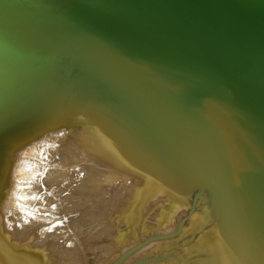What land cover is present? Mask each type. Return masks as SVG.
<instances>
[{"label": "water", "instance_id": "water-1", "mask_svg": "<svg viewBox=\"0 0 264 264\" xmlns=\"http://www.w3.org/2000/svg\"><path fill=\"white\" fill-rule=\"evenodd\" d=\"M63 131L164 201L147 240L264 264V0H0V195Z\"/></svg>", "mask_w": 264, "mask_h": 264}, {"label": "bare ground", "instance_id": "bare-ground-1", "mask_svg": "<svg viewBox=\"0 0 264 264\" xmlns=\"http://www.w3.org/2000/svg\"><path fill=\"white\" fill-rule=\"evenodd\" d=\"M11 160L0 195V264H79V251L85 264H193L201 258L195 246L177 245L191 234L187 222L177 236L146 239L172 230L173 213L162 199L147 198L143 181L89 157L77 133L40 136L16 148ZM60 230L70 246H57L64 240Z\"/></svg>", "mask_w": 264, "mask_h": 264}, {"label": "rangeland", "instance_id": "rangeland-1", "mask_svg": "<svg viewBox=\"0 0 264 264\" xmlns=\"http://www.w3.org/2000/svg\"><path fill=\"white\" fill-rule=\"evenodd\" d=\"M166 209V208H165ZM168 212V211H167ZM81 221H83V220H81ZM84 223H86L85 221H83ZM61 231V230H60ZM61 232H62V234H61ZM60 232V234L62 235V237L64 238V240L62 241V243L60 242V243H57V246H58V244H59V246L58 247H61V244L63 245V246H70V244H72V242L70 243L69 241H68V239L69 238H67L68 236H65L66 235V233H65V230L64 231H61ZM65 236V237H64ZM62 238V239H63ZM67 238V239H66ZM66 239V240H65ZM73 240V239H72ZM97 241H99V239H97ZM96 241V244H99L98 242ZM65 242V243H64ZM69 244V245H68ZM94 244V243H93ZM96 244H94V245H91L90 247H89V249H90V252L92 253V254H95L96 252H94L96 249H97V247L98 246H96ZM72 246V245H71ZM76 247H77V249H78V251H79V247L76 245ZM72 251V250H71ZM61 252V251H60ZM75 252V251H74ZM76 253V252H75ZM78 253V252H77ZM79 253H80V257H79V264H85V261H84V258L82 257L83 256V254L81 255V251H79ZM82 257V258H81ZM82 259V260H81ZM83 261V262H82ZM95 263H97L96 261L93 263V264H95Z\"/></svg>", "mask_w": 264, "mask_h": 264}]
</instances>
